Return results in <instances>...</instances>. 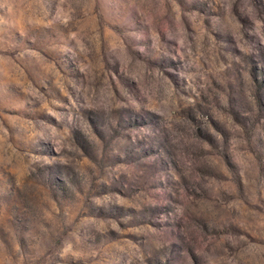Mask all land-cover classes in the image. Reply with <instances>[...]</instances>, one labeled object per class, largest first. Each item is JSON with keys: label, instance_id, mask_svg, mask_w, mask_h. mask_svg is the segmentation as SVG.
<instances>
[{"label": "rangeland", "instance_id": "obj_1", "mask_svg": "<svg viewBox=\"0 0 264 264\" xmlns=\"http://www.w3.org/2000/svg\"><path fill=\"white\" fill-rule=\"evenodd\" d=\"M0 264H264V0H0Z\"/></svg>", "mask_w": 264, "mask_h": 264}]
</instances>
